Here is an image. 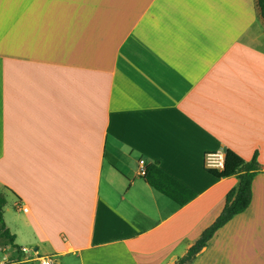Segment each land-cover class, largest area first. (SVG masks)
Here are the masks:
<instances>
[{
    "label": "crops",
    "instance_id": "obj_1",
    "mask_svg": "<svg viewBox=\"0 0 264 264\" xmlns=\"http://www.w3.org/2000/svg\"><path fill=\"white\" fill-rule=\"evenodd\" d=\"M218 151L260 170L250 207L191 264H264L258 0H0L15 247L54 264H176L239 183L207 170Z\"/></svg>",
    "mask_w": 264,
    "mask_h": 264
},
{
    "label": "trees",
    "instance_id": "obj_2",
    "mask_svg": "<svg viewBox=\"0 0 264 264\" xmlns=\"http://www.w3.org/2000/svg\"><path fill=\"white\" fill-rule=\"evenodd\" d=\"M258 7L264 17V0H258ZM226 167L224 171L216 169H207L217 178H223L227 175H234L239 180L238 185L232 189L227 195L226 206L221 216L216 222L206 229L196 244L190 248L188 253L179 259L176 264H191L197 255L209 244L216 233L228 224L234 217L244 213L250 207L252 202V184L255 176L260 170L257 155L251 160L246 161L232 151L226 152ZM145 179L158 190L166 193L163 188H160L149 177V170L146 171ZM7 205V198L0 190V239L7 245L16 246V236L11 233L4 221V208Z\"/></svg>",
    "mask_w": 264,
    "mask_h": 264
},
{
    "label": "built area",
    "instance_id": "obj_3",
    "mask_svg": "<svg viewBox=\"0 0 264 264\" xmlns=\"http://www.w3.org/2000/svg\"><path fill=\"white\" fill-rule=\"evenodd\" d=\"M226 153L222 151L208 153L205 157L207 169L224 171L226 167ZM140 171L146 175V164L140 162ZM0 264H54L51 257L41 255L37 250L7 245L0 239Z\"/></svg>",
    "mask_w": 264,
    "mask_h": 264
},
{
    "label": "rangeland",
    "instance_id": "obj_4",
    "mask_svg": "<svg viewBox=\"0 0 264 264\" xmlns=\"http://www.w3.org/2000/svg\"><path fill=\"white\" fill-rule=\"evenodd\" d=\"M8 204L4 208V216L8 219L15 214V208L13 205V199L7 195Z\"/></svg>",
    "mask_w": 264,
    "mask_h": 264
}]
</instances>
